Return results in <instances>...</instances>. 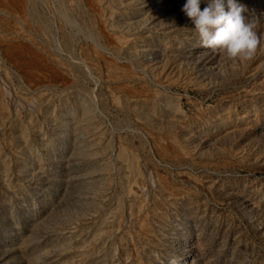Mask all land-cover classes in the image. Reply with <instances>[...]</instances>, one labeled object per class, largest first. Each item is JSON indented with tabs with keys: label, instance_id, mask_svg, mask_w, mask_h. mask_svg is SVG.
Here are the masks:
<instances>
[{
	"label": "rangeland",
	"instance_id": "1",
	"mask_svg": "<svg viewBox=\"0 0 264 264\" xmlns=\"http://www.w3.org/2000/svg\"><path fill=\"white\" fill-rule=\"evenodd\" d=\"M186 2L0 0V264H264V0Z\"/></svg>",
	"mask_w": 264,
	"mask_h": 264
},
{
	"label": "clouds",
	"instance_id": "2",
	"mask_svg": "<svg viewBox=\"0 0 264 264\" xmlns=\"http://www.w3.org/2000/svg\"><path fill=\"white\" fill-rule=\"evenodd\" d=\"M208 0L201 10V0H187L182 11L195 25L202 46L230 60H252L260 45L256 25L245 15L246 8L227 0Z\"/></svg>",
	"mask_w": 264,
	"mask_h": 264
},
{
	"label": "bare ground",
	"instance_id": "3",
	"mask_svg": "<svg viewBox=\"0 0 264 264\" xmlns=\"http://www.w3.org/2000/svg\"><path fill=\"white\" fill-rule=\"evenodd\" d=\"M190 262V261H189ZM182 263V262H181ZM180 264V263H179ZM182 264H185V263H182Z\"/></svg>",
	"mask_w": 264,
	"mask_h": 264
}]
</instances>
